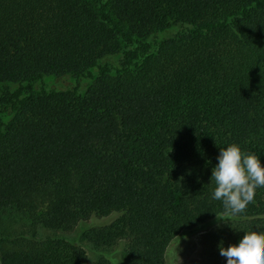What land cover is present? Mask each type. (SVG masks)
Instances as JSON below:
<instances>
[{
  "label": "trees",
  "instance_id": "16d2710c",
  "mask_svg": "<svg viewBox=\"0 0 264 264\" xmlns=\"http://www.w3.org/2000/svg\"><path fill=\"white\" fill-rule=\"evenodd\" d=\"M174 27L185 29L150 53L142 41ZM122 41L137 45L123 69L99 67L85 96H10L0 264H88L68 241L11 240L22 225L71 231L114 216L84 240L119 246L127 264H167L176 244L222 221L207 257L227 264L221 242L264 232V187L230 216L211 181L231 144L264 164V0H0V84L83 77Z\"/></svg>",
  "mask_w": 264,
  "mask_h": 264
},
{
  "label": "rangeland",
  "instance_id": "374dc122",
  "mask_svg": "<svg viewBox=\"0 0 264 264\" xmlns=\"http://www.w3.org/2000/svg\"><path fill=\"white\" fill-rule=\"evenodd\" d=\"M95 4V0H90ZM185 27H174L165 33H156L153 36L143 40V43L150 45V53L156 51V46L159 42L176 38ZM136 44L121 43L119 53L107 56L98 62V66L90 70L83 77L76 78L72 75L65 76H46L41 81L36 83H5L0 84V122L7 124L13 114L9 105L10 96L20 87H24V96L30 93L40 95L42 92L50 93L52 91L66 92L77 90L79 96H85L89 87L94 83L99 75V67L108 65L112 69V75L115 76L118 71L123 69L124 56L128 51L136 48ZM116 217H108L104 219L92 218L78 225L71 231H49L44 229L33 232L31 227L27 225L19 226L16 229V234L13 237L14 241L26 243H40L47 240H64L79 246L87 255L88 264H99L102 261L107 264H127L126 255L122 253L119 246L115 245L112 248L100 249L94 245L88 244L84 240V234L91 228L103 227L113 222ZM225 221L218 222L216 225L208 228L206 231L198 232L188 239H183L176 244L171 253L167 264H210L208 252V239L216 233L218 229L224 227ZM107 256V257H105Z\"/></svg>",
  "mask_w": 264,
  "mask_h": 264
},
{
  "label": "clouds",
  "instance_id": "9594fccd",
  "mask_svg": "<svg viewBox=\"0 0 264 264\" xmlns=\"http://www.w3.org/2000/svg\"><path fill=\"white\" fill-rule=\"evenodd\" d=\"M217 159L211 177L213 198L222 201L227 215L244 213L254 201L256 189L264 187V164L255 154L242 152L237 144L220 148ZM219 252L227 264H264V232H246L238 245L226 249L221 242Z\"/></svg>",
  "mask_w": 264,
  "mask_h": 264
}]
</instances>
